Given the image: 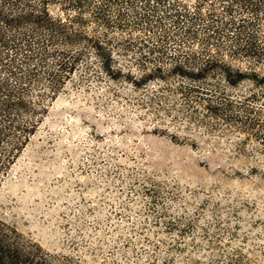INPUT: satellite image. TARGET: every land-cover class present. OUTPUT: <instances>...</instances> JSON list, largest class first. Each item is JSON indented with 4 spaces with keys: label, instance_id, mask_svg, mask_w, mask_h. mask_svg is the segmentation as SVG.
I'll list each match as a JSON object with an SVG mask.
<instances>
[{
    "label": "rangeland",
    "instance_id": "1",
    "mask_svg": "<svg viewBox=\"0 0 264 264\" xmlns=\"http://www.w3.org/2000/svg\"><path fill=\"white\" fill-rule=\"evenodd\" d=\"M243 4L47 0L56 33L43 0H0V264H264V125L180 90L255 92L264 119V84L203 70L264 75L231 50L243 18L264 36V3ZM61 52L75 63L53 94Z\"/></svg>",
    "mask_w": 264,
    "mask_h": 264
},
{
    "label": "trees",
    "instance_id": "2",
    "mask_svg": "<svg viewBox=\"0 0 264 264\" xmlns=\"http://www.w3.org/2000/svg\"><path fill=\"white\" fill-rule=\"evenodd\" d=\"M243 1V9H250L255 12H258L264 3L262 2L263 0H259V2H255L253 0ZM45 3H47V0H43L44 7L38 11L39 13L37 18L40 19V22L48 20V22L56 24V27H58L56 28V33L64 32L67 27L66 24L61 20L55 21L51 17ZM256 21V18H243L239 25V27H241L239 32V38L241 41L240 43L234 45V47H231L234 54L237 52H243L246 55L253 56L254 58H264V36L260 33V30L256 29L255 26L259 24ZM77 33L76 35H78ZM49 40L51 43L55 44L57 37L51 35ZM45 53L46 56H48L51 53L54 55L53 53L56 54L57 52H50V50H46ZM60 54H62V56L58 58L55 63L58 68L56 67L55 69L48 71V75L50 76L49 78H51L52 82L53 94H56L57 89L62 86L65 77H67L69 67L73 66L75 63V61L70 62L69 59H67L65 52H61ZM215 63H217V66H220L225 71L227 81L232 88H235V86L244 80H251L253 81V84H264V75H260L256 68L251 66L250 68H247V70H242L241 68L234 69V67L228 63L212 58V56L204 62L205 66L203 70L209 69V67ZM209 86L210 84H208V86H201L196 83H188L187 85L182 84L180 90L183 91L184 96L187 99L186 103L190 104L192 101L198 103L199 100L197 97H199L201 100L203 99L206 102L205 107L207 108V111L215 116L225 115L223 118L227 121L235 120L237 122H241L242 126L249 127L255 132H258L259 130L257 127L264 125V119L260 118L262 116L261 113H258V110L250 104L251 99H257L258 94L253 92L250 96L245 98V100H238L236 102L235 100H232L230 94L227 93L228 87L221 91V88L218 85H211L212 87ZM195 93H205L210 96H208V98H203L201 94L199 96H195ZM20 99L21 98H19V100ZM189 106L194 107L192 103ZM235 108H238L237 110H239L240 114L236 115L234 112ZM261 135L264 136V130ZM11 159L12 157H8L6 163H10Z\"/></svg>",
    "mask_w": 264,
    "mask_h": 264
}]
</instances>
